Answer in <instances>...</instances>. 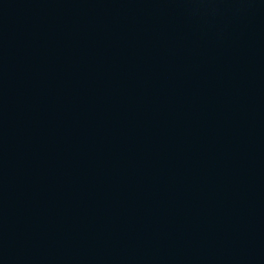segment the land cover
Wrapping results in <instances>:
<instances>
[{"label":"water","instance_id":"1","mask_svg":"<svg viewBox=\"0 0 264 264\" xmlns=\"http://www.w3.org/2000/svg\"><path fill=\"white\" fill-rule=\"evenodd\" d=\"M0 264H264V0H0Z\"/></svg>","mask_w":264,"mask_h":264}]
</instances>
